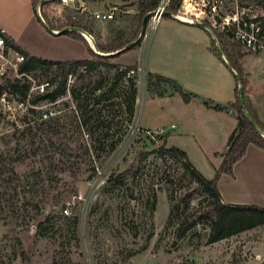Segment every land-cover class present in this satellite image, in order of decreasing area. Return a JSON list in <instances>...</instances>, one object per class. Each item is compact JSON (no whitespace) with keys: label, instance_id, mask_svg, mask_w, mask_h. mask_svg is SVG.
Wrapping results in <instances>:
<instances>
[{"label":"rangeland","instance_id":"374dc122","mask_svg":"<svg viewBox=\"0 0 264 264\" xmlns=\"http://www.w3.org/2000/svg\"><path fill=\"white\" fill-rule=\"evenodd\" d=\"M29 1L0 0V21H9L18 30L24 27L23 37L30 47L50 59L57 51L66 53L64 57L82 54L79 50L87 54L84 45L78 44L77 49L56 38L52 27L84 21L97 45L111 46L134 36L137 24L123 23L121 18L138 13L143 2L50 1L41 6L42 18L29 8ZM189 1L178 14L196 23L200 20L193 13L215 3L220 15L233 12L237 3L251 6L256 13L264 9V0ZM97 11H112L113 16L97 19ZM176 19L165 14L155 26L150 19L142 48L112 58L139 64V121L136 107L130 120L128 112L116 106L103 110L99 119L95 116L89 128L80 126L71 88L83 87L81 70L69 76L66 93L53 102L33 103L35 89L22 101L20 94L7 90L15 76L1 80L11 107L0 102V264H264V225L207 242L209 222L206 218L199 221V217H205L209 198L183 160L168 150L186 139H172L169 146L166 136L159 133L165 134L166 129L175 134L178 129L170 124H178V118L149 114L152 124L158 122L159 127L148 132L141 128L151 97L147 72L152 55L161 51L169 56L167 60L173 57L175 63L192 62L193 66L202 56L195 55L192 46L196 43L200 50L203 38L194 39L197 30ZM113 71L102 70L108 82ZM59 75L56 67L49 74L39 67L23 82L31 86L49 81L47 90L52 91ZM96 79L94 74L93 84ZM123 86L126 84H120L115 93ZM112 99L119 100L118 96ZM49 110L55 112L51 118L60 119L55 128L42 124ZM99 120L104 124L97 126ZM163 120L165 125H161ZM129 169L132 171L124 176ZM74 217H78L76 225ZM195 219L196 224L180 236L182 221Z\"/></svg>","mask_w":264,"mask_h":264},{"label":"trees","instance_id":"16d2710c","mask_svg":"<svg viewBox=\"0 0 264 264\" xmlns=\"http://www.w3.org/2000/svg\"><path fill=\"white\" fill-rule=\"evenodd\" d=\"M50 1L61 2L59 0H46L43 3L42 8ZM39 2L40 0H33L34 9L37 11L38 15H40L38 11ZM159 2L160 0H143V2L141 3L140 11L138 13L133 15L126 14L122 16L121 21L123 23L132 21L133 25L137 24V30L135 31V34L131 39L111 46H104L98 43V49L101 52L108 53L123 49L119 53L113 55H104L97 53L90 45L87 38L80 32L74 30L68 31L66 32V34L70 35L71 37L81 39L87 44L89 54L91 55L89 58L77 60H55L43 58L31 54L22 46H20L12 37L7 35V42L20 52L24 53L26 57L25 62L21 66L22 70L33 72L35 69L41 67L45 70V73L49 74V72L54 67H56L60 71L58 85H56V87L52 91L47 90L45 93L37 94L32 102L36 103L41 100H48L53 102L58 100V98L61 95L65 94L67 91L69 76L73 75L76 70H81V76L84 79L83 87L81 85L71 88V94L77 101L78 109H76V112L78 114L76 115V117L79 115L80 126H88L89 128V124L92 122L95 116H97L99 119L103 114V110L114 108L116 106L119 107L120 110L123 107V110H125V112H128L129 119L131 120L134 116L138 96L137 79L139 66L138 64H124L122 62H115L112 60V58L119 57L122 53H126L141 46L143 38L140 40V42L128 47L139 37L145 15L148 12L155 10L158 7ZM179 9L180 0H170L166 11H169L172 14H177L179 12ZM205 22L209 24L207 21ZM262 25L264 26V22ZM65 26H78L91 33L90 25H88V23L84 21L78 24H61L58 27L54 26L52 28L60 30ZM118 28L120 31L124 30L122 27ZM215 32L219 38L223 52L228 59V63L231 64L234 69L242 75L243 99L246 107L264 129V125L259 120V117L253 106L251 105L247 95V80L244 77V70L241 65V59L246 53L243 44L241 42L235 41L229 34L220 32L217 29H215ZM209 34L211 36L212 51L221 59H223L218 51V47L214 38L212 37L210 32ZM103 69L114 70L112 74L113 79H111V81H107L106 77L103 75ZM94 74L98 75V79H96L93 84L92 77ZM147 75V88L158 96H162L164 94V87L166 84H169L182 95L185 101L188 102L194 98V95L192 93L187 92L177 80L171 77L152 72L148 73ZM86 77L87 79L90 77V79L85 80ZM120 84H126V87L123 86L121 90L115 93ZM4 88L5 87L0 85V95L3 93ZM7 90H9L13 94H20L21 100L26 101L29 94L30 85L27 82H23V78H15L14 81L10 83V86H7ZM98 91L99 93H97ZM115 96H118V101H114V99H112L115 98ZM204 103L207 106H212L213 108L220 110L228 108L229 105V107H232L236 110V115L239 120L237 127L230 135L228 148L224 153V159L221 165L216 169L215 176L211 179L204 177V175L190 161L186 151L182 150L181 148L171 146L168 148V150L177 154L183 160V164L186 170L190 172L194 179L206 191V194L209 198V202L206 207L207 211L205 217H199V221L206 218V220L209 222L208 224L210 230L208 233L207 242L213 243L264 225V206H260L257 204L225 202L218 187V180L222 176V174H234L235 163L245 155L247 146L250 143L257 145L264 150V135L259 133L245 116L238 98V87L236 89V100L234 102H230L228 105H213L209 100H204ZM98 104L100 105L99 107H97ZM31 110L35 111V109ZM59 122V118L55 119L53 117H48L42 122V124L48 123L52 125V128H55L56 125L60 124ZM103 124L104 121L99 120L97 126ZM164 141L166 142V140ZM147 155L148 153L145 154V156ZM140 160H143V156L140 158ZM131 171L132 169H129L124 174V176L129 174ZM174 209L175 205L172 207L171 212H173ZM72 220L76 225L78 222V217H74ZM197 220L195 219L182 221L179 228V235H184L196 224ZM45 228V230H48L47 227ZM76 233L77 232L75 231V235ZM54 264L58 263L55 262Z\"/></svg>","mask_w":264,"mask_h":264},{"label":"crops","instance_id":"0c3cea01","mask_svg":"<svg viewBox=\"0 0 264 264\" xmlns=\"http://www.w3.org/2000/svg\"><path fill=\"white\" fill-rule=\"evenodd\" d=\"M29 4V8L34 10L33 0H30ZM40 15L44 18L42 13ZM176 20H178L179 24L187 26V28L197 30L192 36L194 39L202 41L203 38L204 45L200 50L198 44L194 43L192 46L194 54L202 56L198 57L197 64L193 66L194 63L192 62H189L188 65L182 61L175 63L173 57L167 60L168 55H164L161 51H156L148 62V72L162 74L177 80L187 92L194 95V98L191 101H185L182 95L169 84L165 85L162 96H158L151 91L150 103L147 107L148 116L142 115L140 121L144 125L142 124L141 128L149 131L152 127H159L160 124L158 122L157 124H152L153 120L149 119V114L156 116V118L172 115L177 117L178 124H170L171 127L173 124L175 125L172 128L178 129L177 132L172 134L170 130L164 129L163 131L166 133L161 132L160 134L166 136V142L169 146H171L169 142L172 139H186V141H182L180 146H174L186 151L193 165L204 177L211 179L215 176L216 169L221 165L224 153L228 148L230 135L238 125L239 120L236 110L228 105L230 102L236 100L238 79L229 68L226 55L224 54L225 61L212 51L211 36L205 28L203 29V27L198 26L193 21ZM39 21L42 22L40 19ZM0 25L25 50L33 55L43 57L40 52L34 51L26 39H24V27L18 30L17 28H13L9 21L5 20H1ZM54 36L61 38V41L63 39L66 40V43H72L73 48H77L78 44L84 45L87 54L85 52L83 54L79 50L78 53L82 54L74 55L71 52V57H64L66 53L60 55L59 51H57L58 54H54L55 57H51V59L77 60L85 59L83 57L89 55L88 46L81 39L71 37L66 33H54ZM90 43L94 48L93 43L91 41ZM184 50L186 49L184 48ZM245 52L241 59V65L244 70V77L247 80L248 99L256 111L259 120L264 125V55L260 52ZM135 64H138V62ZM204 100H209L213 105H228V108L222 110L215 109L212 106H207ZM140 101L138 98L136 105L138 121ZM161 123V125H165L164 120ZM218 187L225 202L264 206V150L250 143L247 146L245 155L235 163L234 174H222L218 180Z\"/></svg>","mask_w":264,"mask_h":264},{"label":"built area","instance_id":"2783aa9c","mask_svg":"<svg viewBox=\"0 0 264 264\" xmlns=\"http://www.w3.org/2000/svg\"><path fill=\"white\" fill-rule=\"evenodd\" d=\"M59 1L70 4L77 0ZM169 3L170 0H160L158 7L155 9L156 12L151 18L154 26L160 17L165 15L166 8ZM189 3V0H182L180 2V7L187 8L186 6ZM38 11L39 14H41V6H38ZM219 12V5L215 3L212 6H207L205 9L200 8V11L193 14L200 21H207L209 23L208 25H210L214 30L217 29L220 32L229 34L235 41L241 42L245 51L252 53H264V26L262 25L264 22V9L261 13H256L251 6L237 3V5H235V10L231 13L220 15ZM94 14L97 19H107L113 16L112 11H97ZM173 16L185 22L189 21V19L186 17V19H184V17L178 13L173 14ZM7 35V30L0 25V82L5 78L10 79V76L12 75L19 79L26 77L31 78L30 73L32 72H28L26 70L24 71L21 68L22 64L26 60L24 53L20 52L7 42ZM48 84L49 81L39 84H31L29 93H31L34 89L37 90V94L45 93L47 91ZM0 102L4 106H8L9 108L11 107V103L4 93L0 95ZM54 114L55 112L53 110H49L44 113V116L45 118H48ZM174 126L175 125L173 124L172 127ZM66 212H69L68 208H66Z\"/></svg>","mask_w":264,"mask_h":264},{"label":"water","instance_id":"95a60500","mask_svg":"<svg viewBox=\"0 0 264 264\" xmlns=\"http://www.w3.org/2000/svg\"><path fill=\"white\" fill-rule=\"evenodd\" d=\"M45 1L46 0H40L39 6H42ZM155 12H156L155 10H152V11L148 12L145 15V17L143 19L142 30H141V33H140L139 37L133 43H131V45H129L128 47L134 45L135 43L140 42V40L145 36L146 31H147L148 21L152 18V16L155 14ZM165 14H167L169 16H173V14L171 12H169V11H166ZM196 24L198 26H201V27L205 28L207 31H209L211 33L212 37L214 38V40H215V42L217 44L218 51H219L221 57L226 61V58H225L221 43L219 41L218 36L216 35L215 30L210 25H208L207 23H205L203 21L197 22ZM72 30L78 31V32H80L81 34H83L86 37V33L85 32H87V31H85L84 29H82V28H80L78 26H66V27L60 29L59 31L52 29V32L56 33V34H64V33L68 32V31H72ZM94 48H95V50L97 52H99L98 51V45L96 44L95 40H94ZM122 50L123 49H119V50H117L115 52H108V53H100L99 52V53L100 54H104V55H113V54L119 53ZM227 64H228L229 68L231 69V71L235 74V76L238 79V98H239L240 105L242 107V110H243L245 116L253 124V126L256 128V130L259 133H261L262 135H264V129L261 127V125L258 123V121L252 116V114L250 113V111L248 110V108L245 105V102H244V99H243V80H242V75L240 73H238L231 64H229V63H227Z\"/></svg>","mask_w":264,"mask_h":264},{"label":"bare ground","instance_id":"6f19581e","mask_svg":"<svg viewBox=\"0 0 264 264\" xmlns=\"http://www.w3.org/2000/svg\"><path fill=\"white\" fill-rule=\"evenodd\" d=\"M184 19H185V17H184ZM85 33H86V37L93 43V46H94V38H93V36L90 33H88V32H85Z\"/></svg>","mask_w":264,"mask_h":264}]
</instances>
